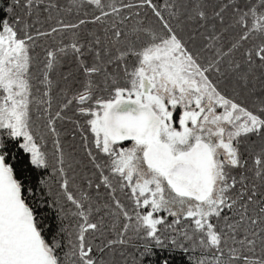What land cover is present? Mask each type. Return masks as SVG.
Listing matches in <instances>:
<instances>
[{
	"label": "snow or ice",
	"instance_id": "snow-or-ice-1",
	"mask_svg": "<svg viewBox=\"0 0 264 264\" xmlns=\"http://www.w3.org/2000/svg\"><path fill=\"white\" fill-rule=\"evenodd\" d=\"M0 5V264H264V0Z\"/></svg>",
	"mask_w": 264,
	"mask_h": 264
},
{
	"label": "trees",
	"instance_id": "trees-1",
	"mask_svg": "<svg viewBox=\"0 0 264 264\" xmlns=\"http://www.w3.org/2000/svg\"><path fill=\"white\" fill-rule=\"evenodd\" d=\"M0 6H2V5H0Z\"/></svg>",
	"mask_w": 264,
	"mask_h": 264
}]
</instances>
